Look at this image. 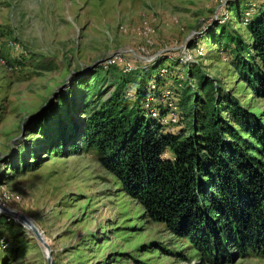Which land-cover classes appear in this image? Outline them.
Returning <instances> with one entry per match:
<instances>
[{"label":"rangeland","instance_id":"obj_1","mask_svg":"<svg viewBox=\"0 0 264 264\" xmlns=\"http://www.w3.org/2000/svg\"><path fill=\"white\" fill-rule=\"evenodd\" d=\"M263 6L0 0V205L33 222L50 246L51 264H212L187 238L153 221L98 151L64 155L51 153V145L87 118L86 106H100L127 84L131 102L139 85L159 96L149 102L166 114L169 132L200 129L210 95L225 123L235 100L264 121V102L232 63L235 39L248 42L247 18ZM39 115L46 116L42 123ZM0 264H48L34 233L2 209ZM218 264H264V257Z\"/></svg>","mask_w":264,"mask_h":264},{"label":"trees","instance_id":"obj_2","mask_svg":"<svg viewBox=\"0 0 264 264\" xmlns=\"http://www.w3.org/2000/svg\"><path fill=\"white\" fill-rule=\"evenodd\" d=\"M245 26L250 38L235 39L232 63L264 102V6ZM130 85L98 107L86 106L87 118L53 142L51 153L98 151L104 167L153 221L187 238L212 264L238 255L264 257V121L235 100V126L225 123L210 95L200 129L169 132L166 114L149 102L151 94L153 100L159 96L139 85L131 102ZM45 117L39 115V123Z\"/></svg>","mask_w":264,"mask_h":264},{"label":"water","instance_id":"obj_3","mask_svg":"<svg viewBox=\"0 0 264 264\" xmlns=\"http://www.w3.org/2000/svg\"><path fill=\"white\" fill-rule=\"evenodd\" d=\"M0 209H2L3 211H5L6 213L14 216V217H18L19 219H21L27 226L28 228L34 233L35 237L41 242V244L43 245V247L46 249V254H47V257H48V264H51V258H50V255H51V249H50V246L47 244V242H44V236L39 232V230L37 229V227L33 224V222L28 219L27 217L17 213V212H14V211H11V210H8V209H5L3 208L1 205H0Z\"/></svg>","mask_w":264,"mask_h":264},{"label":"bare ground","instance_id":"obj_4","mask_svg":"<svg viewBox=\"0 0 264 264\" xmlns=\"http://www.w3.org/2000/svg\"><path fill=\"white\" fill-rule=\"evenodd\" d=\"M44 242H46V241L44 240Z\"/></svg>","mask_w":264,"mask_h":264}]
</instances>
